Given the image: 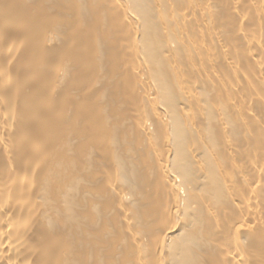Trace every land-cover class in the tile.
Returning <instances> with one entry per match:
<instances>
[{
	"label": "bare ground",
	"instance_id": "6f19581e",
	"mask_svg": "<svg viewBox=\"0 0 264 264\" xmlns=\"http://www.w3.org/2000/svg\"><path fill=\"white\" fill-rule=\"evenodd\" d=\"M177 1L0 0V264H264V0Z\"/></svg>",
	"mask_w": 264,
	"mask_h": 264
},
{
	"label": "rangeland",
	"instance_id": "374dc122",
	"mask_svg": "<svg viewBox=\"0 0 264 264\" xmlns=\"http://www.w3.org/2000/svg\"><path fill=\"white\" fill-rule=\"evenodd\" d=\"M177 4H179V0L177 1ZM209 14L216 17V18H219V19H225L229 22H235L234 19L225 15L224 12H222L221 10H218V9L211 10L209 12ZM86 16H88V15H86ZM90 19L93 21L92 18H90ZM151 21H153V20H151ZM102 23L105 24L104 25L105 28H110V27L118 24L117 21H113V20H110L109 25H107L106 20H104ZM155 37H158V36L155 35ZM90 39H92V40L96 39L97 40L98 49L96 51H92L90 49V47L87 46L86 44H81L80 42H74V43H72V50H70L69 52L72 53L73 55H75L76 52L83 51L85 53L84 57H88V58H92V55L94 53H96L97 55H100V60H98L97 62L103 66L108 67L107 63H105L107 61H105L103 56H109V55L117 56V54L120 50L127 49V46L125 43L116 42L114 40V37L111 34L106 33L105 31H102L101 34H95V36L93 35V33H91ZM80 47H82V48H80ZM219 66H220V64L217 63V67H219ZM98 83H101V82L99 81ZM83 90L88 93L89 97H92L93 99H100L102 102H104L105 99L107 97H109L111 94L112 95L114 94V96H116V97H119V96L122 97V94H123V92H121V91H116L114 93H111L110 90H108L106 87H100V88L95 89L94 91L90 90L88 87H84ZM89 100H91V99L86 98L84 100H78V102L82 103V102H87ZM126 106L127 105L114 106L112 104H106L103 106V110L109 114H111L112 112H117V111L126 112L127 111ZM68 124H72V123L68 120ZM111 126L116 127L112 133V138L114 140H116L117 142H122V141L127 140L128 137L125 135L126 129L121 127L120 124L113 122V121L110 122V127ZM126 127L128 130L130 129L129 124L126 125ZM72 139L74 141H80L81 140V139L76 138L74 135H72Z\"/></svg>",
	"mask_w": 264,
	"mask_h": 264
}]
</instances>
